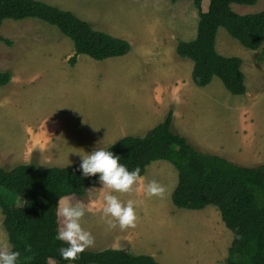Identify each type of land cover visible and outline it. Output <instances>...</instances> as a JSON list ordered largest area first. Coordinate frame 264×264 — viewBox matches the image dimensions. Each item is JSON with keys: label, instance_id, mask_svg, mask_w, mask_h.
Wrapping results in <instances>:
<instances>
[{"label": "rangeland", "instance_id": "1", "mask_svg": "<svg viewBox=\"0 0 264 264\" xmlns=\"http://www.w3.org/2000/svg\"><path fill=\"white\" fill-rule=\"evenodd\" d=\"M39 1L71 11L94 29L127 40L130 50L103 60L78 54L71 66L67 60L73 55L72 41L56 27L30 17L4 19L0 35L10 44L0 41V71H9L11 79L0 85V168L9 170L28 163L40 168L76 165L80 155L75 152L84 155L95 147L106 148L125 135L143 137L169 110L174 120L173 106L187 85H191L186 89L190 105L199 106L184 114L189 132L184 137L189 143L231 162L236 154L230 159L228 152L249 151V142H254L257 132L243 125L257 120L247 111L239 119L232 111L248 102L243 99L246 93L227 92L218 77L204 88L196 87L191 80L192 61L175 52L178 40L188 41L196 34L198 15L192 0ZM207 6L208 0H202L201 10L206 11ZM232 9L255 13L264 10V0L253 5L233 4ZM215 49L241 59L246 91L260 93L264 103V60L257 58L260 49L244 47L222 27L216 32ZM176 128L172 130L175 133ZM225 131L230 138L221 134L217 138ZM245 137L247 140H242ZM234 163L255 167L264 163V156ZM143 175L131 192L111 191L99 184L87 188L82 198L61 197L86 209L80 224L93 243L85 249L126 248L134 254L151 255L158 264H226L232 236L217 208L174 206L170 196L177 170L168 161H152ZM150 181L164 189L162 195L144 194V185ZM106 192L123 203L136 202L134 227L121 229L115 222L109 226L111 218L102 213ZM2 220L0 209V243L9 244ZM57 220L60 227L62 218Z\"/></svg>", "mask_w": 264, "mask_h": 264}, {"label": "trees", "instance_id": "2", "mask_svg": "<svg viewBox=\"0 0 264 264\" xmlns=\"http://www.w3.org/2000/svg\"><path fill=\"white\" fill-rule=\"evenodd\" d=\"M201 1L192 0L198 15L195 37L178 40L175 52L192 61L191 80L196 86H206L216 76L229 93L242 95L246 85L241 59L217 52L216 32L222 27L244 47L260 49L257 58L263 61L264 10L241 14L232 9L233 4L253 5L257 0H208L206 11H202ZM29 17L56 27L72 41L73 55L67 60L71 66L78 54L103 60L130 50L127 40L94 29L71 11L39 0H0V26L4 19ZM0 41L10 44L1 35ZM10 79L9 71H0V85ZM172 120L169 110L143 137L125 135L106 149L119 155V162L128 170L139 168L140 177L152 161H169L177 170L172 204L192 210L213 205L219 211L232 236L226 264H264V163L242 166L202 152L172 131ZM78 166L40 168L28 163L9 170L0 168L2 225L10 250L19 253L17 264H158L153 256L126 248L84 249L74 260L61 258L59 248L67 245L55 238L58 199L65 195L82 198L87 188L100 184L98 174L81 176Z\"/></svg>", "mask_w": 264, "mask_h": 264}, {"label": "clouds", "instance_id": "3", "mask_svg": "<svg viewBox=\"0 0 264 264\" xmlns=\"http://www.w3.org/2000/svg\"><path fill=\"white\" fill-rule=\"evenodd\" d=\"M80 155L79 170L81 176L97 175V181L101 187L120 193L133 191V185L141 180L140 169L128 168L119 162V155L114 154L104 147H95L92 151ZM164 189L156 181H150L144 185L146 196L162 195ZM136 202L128 200L121 202L115 195L106 192L103 195L102 213L104 217H110L109 226L118 223L121 229L135 226ZM85 207L80 203H72L67 198H59L57 201L56 215L62 218V225L58 227L56 239L64 242L67 247H60L59 253L62 259L74 260L77 254L93 243L91 234L81 227L80 220L85 213ZM90 210V209H89ZM115 222V223H114ZM19 253L9 250L7 242L0 243V264H17Z\"/></svg>", "mask_w": 264, "mask_h": 264}, {"label": "crops", "instance_id": "4", "mask_svg": "<svg viewBox=\"0 0 264 264\" xmlns=\"http://www.w3.org/2000/svg\"><path fill=\"white\" fill-rule=\"evenodd\" d=\"M245 71H246V69H245ZM246 72H248V71H246ZM220 82H221V80H220ZM188 87H191V85H187V87H184L182 89V91H181L182 97H180L181 99L178 101V104L173 106L174 107L173 108L174 109V111H173L174 120H173L172 125H171L172 130H174V128H176V127L179 128V129L176 128L177 134H179L183 137L189 136V134H188L189 132L186 130L185 125H184V120H183L185 112L190 111V110H195L194 108L199 107L198 105H195L194 107H192L190 105L191 98L188 94V90H186V89H188ZM204 87L205 86H203L202 88H204ZM245 93H246V96L243 99H249L248 102L247 101H246V103L244 102V104H243L244 106L241 103L238 105L233 104L236 106L233 107L232 111H233V113L237 112V114L239 115V119H240L241 114H244L246 111L249 114H251V117L254 116L255 119L257 120L256 124L250 125V123L249 124L247 123V124H244L243 126H245V129H249V130H252V128H253V132L256 131L257 135L254 138V142H252V141L249 142L251 144L249 151L247 149L242 150L241 153L245 152V154H246L245 157L239 156V154H241V153H239L238 151H237L238 153L237 152H234V153L228 152L227 153V155L230 157V159L232 158L233 154H236L234 160H232V161L237 162V163H242V164H244L246 162L256 161L260 157L264 156V133H263V131H264V103L261 101V98L263 96L260 93H259V95L254 94V93L250 95L249 90H248V92L246 91ZM177 109H178V111L181 110V112L183 113V117H182V113L179 114ZM231 109H232V106H231ZM242 123H244V122H242ZM220 134L223 135L224 138H225V135H226V137L228 136V138H230V134L227 131H225L224 134H222L221 132L218 133L217 138ZM187 138H189V137H187ZM194 140H196V139H194ZM242 140H247V137L243 138ZM187 141H188V139H187ZM164 161H166V160H164ZM161 164L162 165H168V163H166V162H161ZM142 177H144V175L141 176V178Z\"/></svg>", "mask_w": 264, "mask_h": 264}]
</instances>
